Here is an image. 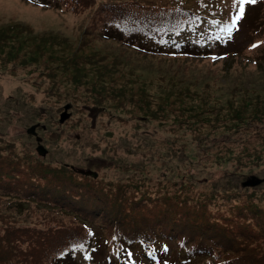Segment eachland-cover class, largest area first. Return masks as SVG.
I'll return each instance as SVG.
<instances>
[{
	"label": "rangeland",
	"instance_id": "374dc122",
	"mask_svg": "<svg viewBox=\"0 0 264 264\" xmlns=\"http://www.w3.org/2000/svg\"><path fill=\"white\" fill-rule=\"evenodd\" d=\"M124 1L132 0H96L75 12L62 0H0V29L31 27L30 36L22 37L24 51L47 36L70 44L44 50L39 63L23 65L0 51V179L5 181L0 185L35 188L75 205L83 199L111 205L117 198L129 209L136 199L137 216L174 219L180 227L205 222L224 232L251 231L264 244V0L244 5V17L235 25L238 0H205L204 23L188 38L199 55L190 58L165 57L158 50L144 55L123 43L93 39L89 31L99 23V8ZM108 26L115 27L103 22L101 31ZM110 35L125 39L117 31ZM82 45L100 54L104 71L86 63L85 75L70 82L72 70H57L56 61ZM170 47L163 53H172ZM65 111L70 117L60 122ZM36 123L45 156L27 132ZM251 177L263 181L245 186ZM4 198L0 219L12 214L10 199ZM44 204L24 202L25 211L15 215L33 219L28 225L34 228L53 229L55 222L70 227L52 240L73 236L74 217L63 213L66 218L57 221L46 211L54 209ZM105 237L92 257L78 247L62 264H213L210 257L189 255L176 241L168 248L160 244L153 260L142 247L108 257ZM54 241H37L34 247L45 249Z\"/></svg>",
	"mask_w": 264,
	"mask_h": 264
},
{
	"label": "trees",
	"instance_id": "16d2710c",
	"mask_svg": "<svg viewBox=\"0 0 264 264\" xmlns=\"http://www.w3.org/2000/svg\"><path fill=\"white\" fill-rule=\"evenodd\" d=\"M45 1L51 3L57 0ZM62 1L69 2L75 12L96 4V0ZM196 1L195 6H188L186 0L106 2L103 7L99 8L101 13L99 23L94 25L89 33L93 39L123 43V46L132 47L129 49L144 55L158 50L160 55H169L165 57L190 58L189 56H197L198 52H195L194 49L198 46L193 45V42L188 38L194 33L197 34L198 28L204 23V13L209 9V5L205 0ZM103 22H108L109 25L114 24L115 27L108 26V31L103 32L101 31ZM30 28V26L20 23L0 29V51H7L5 53L7 59L20 60L18 62L21 65L39 63L44 57V50L54 52L56 51L54 46H57V49L70 47V44L63 38L47 36L37 44L34 50L24 51L27 46L22 42V37L23 35L30 36L28 34L31 31ZM113 31H117L121 36L125 35V39L110 35ZM166 45L171 46L169 49L174 51L163 53ZM83 46L77 47L70 57L56 61L57 70L61 66L72 70L70 82L85 75L84 65L86 63L91 64L92 67L96 66L99 74L104 71L98 66L103 63L100 54L93 50L86 51ZM20 51L26 52L22 59H20ZM47 59L50 60V58ZM52 68H48L49 74H52ZM145 102L149 104L148 101ZM70 167L72 168V166ZM2 170L0 168L1 172L4 171ZM0 182L5 181L0 179ZM8 183L0 185V200L5 199L4 197L10 199L7 201L10 202V205L3 202L7 205L9 213H12L10 216L0 219L2 226L0 228L2 231L0 235V264H62L63 260L78 248L79 244H83L82 249L84 248L85 252L88 251L91 256L96 250L102 234L106 235V248L110 256H113L116 251L119 254L125 253L126 249L130 247H142L146 253H152L157 250L160 244L176 241L182 249H188V253L191 252L189 255L196 256L199 253L201 256L210 257L209 260L213 264H264V252L261 250L264 244L253 238L250 235L251 231L224 232L223 228L214 230L205 222H201L203 226L180 227L174 219L164 218L165 222L152 216H137L138 212L133 213L132 211V205L134 208L139 205V201L136 199L131 203L130 210L125 209V203H122L124 201H119L117 198L112 199L111 205L89 204L86 199L77 200L79 205H75L63 197L51 196V194L41 193L35 188L19 187L16 186L17 184ZM96 199L98 200V198ZM12 201L18 203L19 209L12 204ZM24 202L45 203L46 207L54 209L46 211L57 221H63L66 218L63 213L72 215L77 221L75 227L78 230H75L74 235L65 241L62 237L59 240L54 239L55 241L50 239L53 234L63 236L61 231L70 227H64L59 222H55V228L46 230L29 226L34 223L33 219L22 221L15 215V213L25 211V208L20 207ZM11 216L13 218H9ZM193 221L197 222V219H193ZM37 241L54 242L48 243L44 249L42 246L34 247Z\"/></svg>",
	"mask_w": 264,
	"mask_h": 264
},
{
	"label": "water",
	"instance_id": "95a60500",
	"mask_svg": "<svg viewBox=\"0 0 264 264\" xmlns=\"http://www.w3.org/2000/svg\"><path fill=\"white\" fill-rule=\"evenodd\" d=\"M70 117V114L68 112H63L61 114V117H60V122H64L65 120H67L68 118ZM40 126L39 123H36V124H33L32 126H30L28 129H27V132L29 134H32V135H35L36 136V139H37V142H38V145H37V151L38 153L41 155V156H45L47 155L48 153V150L47 148L43 145L42 143V138L38 135V132H37V128ZM81 173H83L84 175H87V176H92L94 178H97L99 176V172L98 171H95V170H92V169H88V170H80ZM263 180L262 179H259L257 177H251L249 178L245 183L244 185L245 186H256L258 184H260Z\"/></svg>",
	"mask_w": 264,
	"mask_h": 264
},
{
	"label": "snow or ice",
	"instance_id": "6c2138e0",
	"mask_svg": "<svg viewBox=\"0 0 264 264\" xmlns=\"http://www.w3.org/2000/svg\"><path fill=\"white\" fill-rule=\"evenodd\" d=\"M238 3L240 4L239 10H238V14L233 17V25H235L238 21H240L245 14V9H244V5L246 4H254L256 3V0H238ZM231 25L229 26V31H231ZM78 247H83V244H79Z\"/></svg>",
	"mask_w": 264,
	"mask_h": 264
}]
</instances>
